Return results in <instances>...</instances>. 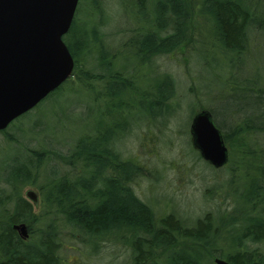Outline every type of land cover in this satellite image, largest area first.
Segmentation results:
<instances>
[{"label":"trees","instance_id":"trees-1","mask_svg":"<svg viewBox=\"0 0 264 264\" xmlns=\"http://www.w3.org/2000/svg\"><path fill=\"white\" fill-rule=\"evenodd\" d=\"M118 2L137 25L129 29L117 52L105 43L98 23L73 40L74 17L63 36L74 60L71 75L93 103H103L102 119L77 136L66 151L26 148L25 156L10 159L0 175V264H86L62 253L64 240L79 243L88 254H98L105 244L120 245L128 249L130 264H208L215 257L231 264H264V210L258 211L264 203V87L260 85L264 76L257 68L258 90L248 91L256 98L251 109L257 119L242 121L240 114L251 107L246 104L226 113L232 122L214 121L230 158L251 157L258 164L251 170L257 173L247 168L241 180L242 206L235 208V216L218 215L214 223L209 212L194 221L173 210L157 213L132 187L144 175V167L122 157L114 146L140 120L164 124L175 112V83L170 74L156 69L157 58L192 49L196 60L208 67L211 59L223 56L228 78L236 76L235 68L241 69L255 52L249 50L250 32L264 35V0ZM90 4L93 13H102L100 0ZM87 61L93 66L87 67ZM63 83L36 106L56 95ZM98 83L102 87L97 91ZM206 88L213 97L210 82ZM220 88L230 92L234 83H220ZM211 106L198 104L190 108L189 117L201 109L213 115ZM26 184L36 185L40 193L37 214L21 194ZM18 223L26 225L27 238L13 228ZM218 239L221 245L211 249Z\"/></svg>","mask_w":264,"mask_h":264},{"label":"rangeland","instance_id":"rangeland-1","mask_svg":"<svg viewBox=\"0 0 264 264\" xmlns=\"http://www.w3.org/2000/svg\"><path fill=\"white\" fill-rule=\"evenodd\" d=\"M100 5L102 13L98 15L91 11L90 0H78L74 14L77 30L73 40L87 31L90 24L98 23L105 43L115 53L129 35V29L134 28L137 22L132 17L125 16L118 0H100ZM122 50L118 52L122 53ZM249 50H255L254 55L245 61L241 69L240 66H237V70L235 68L238 74L231 79L228 78V68L223 56L211 59L208 67L196 60L192 49L179 50L156 59V69L170 74L174 80L175 112L164 124L148 125L140 120L114 146L122 157L132 158L144 167V175L132 187L134 193L144 202L153 205L157 213L173 210L186 220L194 221L209 212L212 220H216L214 223H217L215 216L228 219L235 216L237 206H242L238 202V194L243 190L241 180L244 179L247 168L251 171L258 164H254V158H241L236 154L232 158L229 154L227 163L220 168H214L205 162L192 146L189 115L190 108H197L198 104H212L213 121L218 123L225 118L228 124L230 120L232 122V117L226 113L247 104L251 107L240 114L242 121L255 118V110L251 108H255L256 98L248 91H257V75L263 73L264 76L262 33L250 32ZM210 52L215 54L213 50ZM85 64L87 67L93 66L88 61ZM68 78L56 95L14 119L4 129L5 134L0 132V175H3L10 159L25 156L26 148L51 147L66 151L77 136L102 119L100 109L104 108L103 103H93L92 96L77 86L75 75ZM231 81L234 88L230 92L220 88V83L227 84ZM208 82L214 87L213 97L206 92ZM260 85L264 87V81ZM100 87V83L96 84L97 91ZM261 112H264V104ZM28 192H32L36 199L29 197ZM21 194L37 214L40 211L41 197L36 185H24ZM262 210L264 203L258 208V211ZM213 244L210 245L211 249H216L221 245V240L218 239ZM62 253L68 255L69 259L76 258L86 264H130L128 249L120 245L105 244L98 254H88L79 243L64 240ZM208 264H214V259L208 261Z\"/></svg>","mask_w":264,"mask_h":264},{"label":"water","instance_id":"water-1","mask_svg":"<svg viewBox=\"0 0 264 264\" xmlns=\"http://www.w3.org/2000/svg\"><path fill=\"white\" fill-rule=\"evenodd\" d=\"M78 0H0V131L34 108L72 74L74 60L63 40ZM192 146L215 168L229 158L221 130L208 109L189 124ZM33 200L36 196L28 192ZM22 238L24 223L14 224ZM214 264H231L219 257Z\"/></svg>","mask_w":264,"mask_h":264}]
</instances>
